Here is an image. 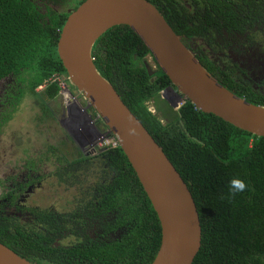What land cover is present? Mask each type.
<instances>
[{"label": "trees", "instance_id": "trees-1", "mask_svg": "<svg viewBox=\"0 0 264 264\" xmlns=\"http://www.w3.org/2000/svg\"><path fill=\"white\" fill-rule=\"evenodd\" d=\"M84 1L0 0V81L19 79L16 105L26 96L40 97L45 106L57 99L58 82L51 81L39 92L37 89L58 75L67 76V83L76 89L58 55L57 44L70 14L67 9L75 10ZM148 1L177 35L189 39L206 37L213 16L208 9H221L215 5L217 0H191L196 12L207 9L206 20L198 22L178 0ZM220 15H224L222 9ZM228 15L225 12L224 16ZM92 56L97 69L189 186L202 226L201 248L192 264H264V137L204 113L187 99L174 110L162 97V92L173 86L170 78L158 64L154 73H149L146 58L153 57L152 53L128 25L114 26L104 33L95 43ZM200 62L227 89L264 106V92L255 91L241 79L236 81L233 72L224 71L220 65ZM150 102L157 113L150 110ZM101 124L103 130L108 128ZM79 152L77 160L60 169L64 174L56 175L64 181V175L81 176L83 168V182L105 178L104 183L98 180L83 206V235L62 219L68 215L43 209L25 223L7 215L1 206L0 242L34 264H152L161 246L162 226L127 156L120 146L97 150L98 155L92 157ZM234 177L245 180L249 188L229 201L225 197ZM71 181L74 184L77 180ZM122 225L127 228L119 239L92 238L97 232L94 226L112 230ZM64 237H75L77 242L66 245L61 243Z\"/></svg>", "mask_w": 264, "mask_h": 264}, {"label": "water", "instance_id": "water-1", "mask_svg": "<svg viewBox=\"0 0 264 264\" xmlns=\"http://www.w3.org/2000/svg\"><path fill=\"white\" fill-rule=\"evenodd\" d=\"M69 13L58 40V55L70 82L86 99V109H94L118 138L159 217L162 242L152 264H192L201 248L202 226L189 186L113 84L97 69L92 56L94 45L114 26L131 27L170 78L173 86L164 91L174 89L177 94L173 107L187 99L204 113L264 137V106L250 103L220 84L148 0H85ZM146 67L154 73L149 64ZM133 127L137 135L130 136L128 129ZM0 264L34 263L0 242Z\"/></svg>", "mask_w": 264, "mask_h": 264}, {"label": "flooded vegetation", "instance_id": "flooded-vegetation-1", "mask_svg": "<svg viewBox=\"0 0 264 264\" xmlns=\"http://www.w3.org/2000/svg\"><path fill=\"white\" fill-rule=\"evenodd\" d=\"M178 1L186 5L187 10L189 9L188 11L193 15V20L198 22L199 20L201 22L206 20V8L198 9L196 12V9L191 6V0ZM215 5L224 11V15L225 12H228L229 15L221 16V9H215L214 7V9L211 8V10H209V8L208 11H210L213 16L211 18V25L207 36H195L190 39L186 36H181L182 41L194 52L199 61L206 60L214 65H220L224 71L229 73L233 72L232 75L236 81L241 79L248 82V84L255 91L260 90L264 92V0H217ZM211 14H209V17ZM20 88L21 86H18L16 82H12L10 85L5 84L2 86V89L0 90V112H2V110H6L7 108H14V104L16 105L19 100V92L17 91ZM72 91L77 93L84 104L87 105L86 99H83V95L78 92L77 89L73 90L72 88ZM22 99L23 98H21V100ZM77 108L78 107H75V118L80 124H82L83 117L77 111ZM89 111L94 118L97 116L92 108H90ZM102 122V120H99V123L97 124H101ZM100 127L102 130L104 129L102 124ZM69 135H65L63 138L67 141ZM72 138L70 137L75 145L76 143H79L78 139L75 137ZM79 149L83 153V149L78 146L76 150L77 157H80V153L78 151ZM94 155L98 154L93 153L89 156L92 157ZM74 160L77 159L75 158ZM47 164L48 163L45 165ZM59 164V167H61L60 169L68 165L63 162H59ZM43 165H36L35 161H31V163L26 166L27 171L30 172L28 173L27 178H25L24 181L15 183L13 190H10L3 195L0 201V207H3V211L7 215L18 218L25 223H29L35 219V213L38 210H43L41 207H30L29 205L26 207L25 205H21V203H19V200L22 197H26L28 193L33 192V188L38 183V181L34 179L37 172L39 170H44L46 172L50 170L49 168L42 169ZM49 165L51 167L50 162ZM23 168L25 169V167ZM60 169H57L56 171L51 169L50 171H53L55 175L57 173L64 174L65 170L60 171ZM81 171V176L68 177L64 175V181L56 175L58 177L57 184L69 189L63 191L64 196L68 199H62L61 197H63V195H61L59 191H55L59 192L60 198L64 200L65 206L67 207L66 210L59 211L56 203L51 207L44 209L68 215L67 218L62 217V219L66 220L68 223L74 224L83 235V206H85L87 198L91 195L90 192L97 186V183L99 182L98 180H101L102 183H104L105 178H88L87 181L83 182L85 179L83 177V168H81ZM71 180L77 181L72 184L73 181ZM33 209H35V212L32 211ZM110 220L111 219H109V221ZM126 228V225H122L121 227H114L112 230L109 228L98 230V227L94 226L93 230L97 232L92 233L91 230H88L87 233H92L93 239L99 238L104 240L109 239L110 237L111 240H114L119 239ZM104 232L108 233L104 234ZM66 241L67 243L69 241H73L66 244L70 245L77 242V239L75 237H64L61 239V243L65 244Z\"/></svg>", "mask_w": 264, "mask_h": 264}, {"label": "rangeland", "instance_id": "rangeland-1", "mask_svg": "<svg viewBox=\"0 0 264 264\" xmlns=\"http://www.w3.org/2000/svg\"><path fill=\"white\" fill-rule=\"evenodd\" d=\"M71 10L72 8H68L67 12ZM146 63L153 70L157 69V63L153 57L148 56ZM16 79V77H10L2 80L0 90L3 85H10L12 82H16L18 86H21L19 79H17L19 82ZM69 85L68 89L72 91V87ZM37 91L39 92L41 89L38 88ZM72 92L76 100H73L71 104L77 103V111L83 117V111L85 113L87 111L89 113L90 111L86 109V105L80 96L74 93V91ZM162 95L165 96L172 107V104L178 99L174 89L166 90ZM83 99H85L84 96ZM181 105L182 103L173 107L174 110H178ZM68 106L69 103L63 95H60L55 100L49 101L46 106L40 97L26 96L16 108H7L0 112V201L6 192L13 190L15 183L24 181L27 178L30 172L27 171L26 166L31 161H35L36 165H43L44 163L42 169L49 168L50 170L53 169V171H56L61 168L59 167V162L68 164L77 158L76 150L78 146L83 149V153L86 155L93 154V147L84 144L83 133L85 132V128L83 130L80 126L69 121ZM149 106L154 110V113H157L153 102H150ZM47 109H49L50 113L47 112ZM72 112H75V110L72 109ZM9 113L12 115H9ZM87 119V121L86 119L83 120L84 124L88 123L89 127L94 131L93 123L90 124V122L95 120V118L91 119V117H87ZM98 126L101 130L100 124ZM65 135H69L67 141L63 138ZM70 137L78 139L82 146L79 143H76V146ZM79 151L81 150L79 149ZM96 161L99 164L97 158ZM46 163L48 164L45 165ZM50 170L48 172L44 170L37 172L34 179L38 183L33 188V192L28 193L26 197H22L19 200L21 205H25L26 207L28 205L30 207L37 206L44 209L56 203L59 211L66 210L67 207L62 199L68 198L64 196L63 191L69 189L57 184L58 177ZM55 191H59L63 195L61 197L62 199L60 198L59 192ZM69 242L67 243L66 241L65 244H69Z\"/></svg>", "mask_w": 264, "mask_h": 264}, {"label": "built area", "instance_id": "built-area-1", "mask_svg": "<svg viewBox=\"0 0 264 264\" xmlns=\"http://www.w3.org/2000/svg\"><path fill=\"white\" fill-rule=\"evenodd\" d=\"M51 81H56L58 82L59 86H60V93L61 95L64 96V93H67V101L69 103V105L73 102V100H76L74 97H72V95L70 94L67 84H66V77L63 75H58V77L54 78V79H50ZM69 120L71 119V121H75V118H68ZM86 119V121L88 120L87 118H84V120ZM99 120H102L101 117H99L98 115L95 117V120H93L92 122H90V124L93 123V127H94V131L89 127L88 123L83 124L79 126L84 130L85 128V132L83 133V139L86 142L87 146H92L93 147V153H97V150L106 148L108 146H119V140L118 138L113 135L111 133V131L107 128L106 130H99L97 127V123H99ZM96 121V122H95ZM105 131V132H102ZM112 134V136H111Z\"/></svg>", "mask_w": 264, "mask_h": 264}, {"label": "clouds", "instance_id": "clouds-1", "mask_svg": "<svg viewBox=\"0 0 264 264\" xmlns=\"http://www.w3.org/2000/svg\"><path fill=\"white\" fill-rule=\"evenodd\" d=\"M66 77V84H67V87H68V83H67V76H65ZM1 82V81H0ZM49 84H51V82H50V80L49 81H47L45 84H43L42 86H40L39 88L42 90L43 88H45L47 85H49ZM60 87V86H59ZM69 90V89H68ZM69 92H70V94L71 93H73L72 91H70L69 90ZM59 95H61V93H59ZM72 97H74L75 99H76V97L75 96H72ZM184 102V101H183ZM183 102H182V104H183ZM75 107H78L77 106V103H73V104H70L69 106H68V116L69 117H71V118H75V112H72V109L73 110H75ZM89 110H90V108H89ZM94 110V109H93ZM150 110L152 111V112H154V110H152L151 108H150ZM95 111V110H94ZM96 113V112H95ZM97 114V113H96ZM98 115V114H97ZM68 117V118H69ZM87 117H91V119L92 118H94L92 115H91V113L89 112L88 114L87 113H85L84 111H83V120H84V118H87ZM102 119V118H101ZM69 121H71V119L69 120ZM102 121L104 122V120L102 119ZM71 122H75V124L77 125V126H79V122L76 120V118H75V121H71ZM105 123V122H104ZM83 124V123H82ZM82 124H80V125H82ZM97 127H98V129H99V126H98V124H97ZM100 130V129H99ZM102 130V129H101ZM128 134L130 135V136H135V135H137V130H136V128L135 127H133V128H129L128 129ZM84 140V139H83ZM84 144L85 145H87L86 144V142L84 141ZM120 146V145H119ZM98 151H100V150H98ZM248 188H249V185H248V183L245 181V180H243V179H241V178H239V177H234L233 179H231V181L229 182V190H228V195H227V197H225L226 199H228L229 201H231V200H233V199H235V197L237 196V195H239L240 193H243V192H245V191H247L248 190Z\"/></svg>", "mask_w": 264, "mask_h": 264}, {"label": "bare ground", "instance_id": "bare-ground-1", "mask_svg": "<svg viewBox=\"0 0 264 264\" xmlns=\"http://www.w3.org/2000/svg\"><path fill=\"white\" fill-rule=\"evenodd\" d=\"M64 98L67 99V93H64Z\"/></svg>", "mask_w": 264, "mask_h": 264}]
</instances>
